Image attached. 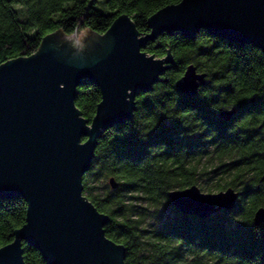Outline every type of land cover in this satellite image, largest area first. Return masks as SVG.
<instances>
[{"label":"trees","instance_id":"16d2710c","mask_svg":"<svg viewBox=\"0 0 264 264\" xmlns=\"http://www.w3.org/2000/svg\"><path fill=\"white\" fill-rule=\"evenodd\" d=\"M180 1L0 0V65L31 56L55 32L104 34L121 15L148 35V19ZM142 51L157 59L170 51L174 66L136 96L131 120L103 132L82 178L83 195L110 218L106 237L125 247V264H264V224H253L264 205V54L205 30L193 39L164 33ZM189 65L206 75L194 97L175 89ZM100 101L96 86L77 89L85 120ZM233 108L230 120L218 117ZM194 185L233 189L236 208L205 220L181 215L167 195ZM25 218L22 199H0V248ZM23 251L25 264H47L34 248Z\"/></svg>","mask_w":264,"mask_h":264},{"label":"water","instance_id":"95a60500","mask_svg":"<svg viewBox=\"0 0 264 264\" xmlns=\"http://www.w3.org/2000/svg\"><path fill=\"white\" fill-rule=\"evenodd\" d=\"M148 26L150 33L141 35L121 15L101 35L55 32L31 56L0 65V199L26 204L25 223L0 248V264H25L23 245L47 264H125L126 249L106 237L110 218L83 195L82 178L103 132L131 120L136 96L174 66L170 51L162 59L143 52L148 42L164 33L193 39L205 30L264 54V0H182L154 13ZM86 83L101 94L91 122L75 105ZM205 84L206 75L189 65L175 89L194 97ZM235 113L218 117L228 121ZM109 185L117 188L113 179ZM167 197L181 215L205 220L232 212L239 193H204L194 185ZM253 224H264V205Z\"/></svg>","mask_w":264,"mask_h":264},{"label":"rangeland","instance_id":"374dc122","mask_svg":"<svg viewBox=\"0 0 264 264\" xmlns=\"http://www.w3.org/2000/svg\"><path fill=\"white\" fill-rule=\"evenodd\" d=\"M95 185H99V187H101V185H100V184H95ZM100 190H101V188H100ZM100 190H99V191H100ZM204 193H205V192H204ZM211 193H214V192H211Z\"/></svg>","mask_w":264,"mask_h":264},{"label":"snow or ice","instance_id":"6c2138e0","mask_svg":"<svg viewBox=\"0 0 264 264\" xmlns=\"http://www.w3.org/2000/svg\"><path fill=\"white\" fill-rule=\"evenodd\" d=\"M181 2H182V0H181ZM85 143H87V141H85Z\"/></svg>","mask_w":264,"mask_h":264}]
</instances>
